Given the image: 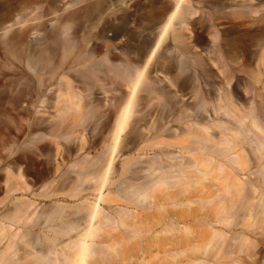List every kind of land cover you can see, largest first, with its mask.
<instances>
[{"label":"bare ground","instance_id":"obj_1","mask_svg":"<svg viewBox=\"0 0 264 264\" xmlns=\"http://www.w3.org/2000/svg\"><path fill=\"white\" fill-rule=\"evenodd\" d=\"M23 1L9 9L5 21L1 23H10L45 6L42 5L43 0ZM86 1L76 0L74 6L83 5ZM126 1L88 2L84 8L69 15V21L74 25L77 21L78 26L84 23L95 27L104 21L106 15L112 17L124 13L123 16L128 17L131 10L126 9ZM136 1L129 0L130 7L132 3L135 6L132 8L136 9L133 11L135 13L142 9V4H135ZM161 3L158 10L150 9L154 18H158L156 26L159 28L152 39L159 42L167 28L185 26L193 15V26L194 22L200 23L206 34L203 36H207L210 42L211 48L208 47L206 58L212 64L210 66L219 72H255V83L259 86L258 103L254 106L251 103L242 105L237 102L235 94H224L219 90L202 94L195 90L193 100L196 110L201 108L205 116L199 119L197 111L193 109V132L188 129L186 134L193 137L180 143V147L188 155L193 152V156L188 160L172 158L169 164H159L152 170L151 180L135 179L136 182L123 190L118 185L128 181L129 164L128 161L124 162L119 173L118 164H115L117 142L129 126L134 105V89L131 88L134 87V78L141 76L142 68L138 70L130 65L128 58L120 65H111L105 57L102 61H93V56L75 49L78 40L73 43V40L70 42L66 38L67 41L59 42L53 35L48 36L46 43L30 46L26 35L32 28L4 41L1 36L4 34L5 37L8 26L2 27L0 24V44L4 41L0 48V65H9L14 60L28 71L12 74L0 72V264H105L117 255L112 233L117 228L128 231L131 224L134 225L130 205L137 207L162 189L181 187L186 191L191 184L202 186L205 182L212 183L221 192L218 190L214 195L215 199H219L217 213L206 220L210 231L208 236L202 243L193 246L192 264H225V260H229L228 264H243L239 260L241 256L247 257L251 264H264V39H257L258 50L251 66L238 63L242 65L241 68H232L228 64L230 60L225 61L222 49L226 38L237 31V20L242 27L260 24L264 19V0H168ZM117 5L122 6V10ZM223 18L224 21L228 20L230 26H222L223 20L219 23ZM261 22L264 23V20ZM130 32L124 36L130 38L134 34ZM58 33L55 35L59 39L61 34L58 37ZM179 35L175 34L174 39H180ZM84 38L81 36V41L85 42ZM55 56H58V61H54ZM68 58L70 62L65 63ZM64 63L67 66L70 63L69 68L66 67L69 72H60ZM116 80L130 91L113 104L108 102L110 109L107 114L101 111L105 106L103 103L89 99L85 101L98 85L114 86ZM84 92L88 96L83 97ZM23 104H26L25 107ZM88 127L94 130L98 128L99 133L106 134L103 141L113 140L105 154L94 163L78 160L86 151L84 132ZM129 134H125L124 139ZM22 139L23 143L34 147L33 154L44 159L42 169L31 168V156L18 150ZM44 139L54 146V153H51L49 143ZM98 140L95 137L96 142L93 140L90 148L96 147L100 142ZM130 143L123 148V155L132 152L133 149L128 146ZM60 157V163H55L56 158ZM65 160L73 161L72 168L77 170L66 173L60 182L75 188L76 193L70 198L81 197L80 203L69 214H64V208L60 207L54 211L38 212L36 198L49 200L55 197L49 193L53 181L49 182L48 177L59 173ZM22 165H25L24 170H21ZM241 175L246 177L241 179ZM83 184L89 186L78 190ZM40 187L41 192L36 194ZM106 190L108 193L104 195ZM81 192H84L82 196ZM55 199L60 201V197ZM117 204H122V207ZM100 205L105 206L102 208ZM83 211L79 218H75ZM52 216H55V222L50 220ZM173 216L170 212L162 215L161 222L170 220L167 231L178 230ZM230 229L233 230L232 243L226 247V231L230 233ZM183 230L187 229L184 227ZM135 233L132 232L131 236Z\"/></svg>","mask_w":264,"mask_h":264},{"label":"rangeland","instance_id":"obj_2","mask_svg":"<svg viewBox=\"0 0 264 264\" xmlns=\"http://www.w3.org/2000/svg\"><path fill=\"white\" fill-rule=\"evenodd\" d=\"M22 1L0 0V24H2V27H4V25H6V27L10 26V28L7 27L8 30L5 33V37L4 34L3 37L1 36L2 39L4 38V41L10 36L19 33L22 34L26 29L30 30L28 28H32V31L30 30L26 35V40L28 39L27 42L30 46L34 47V45L36 46L43 42L46 43L45 40H47L48 36L53 35L59 42H64L66 38L70 39V42L73 40V43L78 40L79 42L75 43L76 45L78 44L75 49L77 51L84 50L83 52H85V54L88 53L91 57L93 56V61H102L105 57L111 65H120L122 61L126 62L128 58L127 62L130 63V65L136 69L138 68V70L142 68L141 71H143L140 72L141 76L134 78V87L131 88L134 89V105L129 120V126L123 131L117 142V158L115 164H118L119 173L124 162L128 161L129 164L128 181H124L125 183L118 185L123 187V190L125 186L131 185L132 182H136L135 179H144V181L151 180V172L155 167H158L159 164H169L172 158L175 160L182 158L188 160L193 156V152L188 155V153L180 147V143H184L185 140L193 137V135L186 134L188 129H190V132H193V109L196 110L195 101L193 100V92L195 90H198L202 94H209L217 90L224 94H235L237 102L242 105L251 103V105L254 106V104L258 103L257 93L259 86L255 83V72H241L242 70L240 72H233L234 70L231 72H219L215 70V67H211L212 64L208 63L207 51L209 50L208 47H210V42L207 41V36H203L206 34L205 31L202 30L203 27L199 22L201 26L195 22V27L193 26V15L189 19V23L187 21L185 26L181 27L176 25L167 28L163 38L159 42L152 39L158 34L159 28L156 26L158 18H154L150 12L152 9L158 10L161 6L160 3L168 0H142L141 2L135 0V4H139L140 6L142 4V9L136 11V13L133 12L136 9H132L135 7L134 4L132 3V7H130L131 3L127 0V6L131 8H127L126 6V9L131 10L130 12L128 11V17L126 15L123 16L124 13L111 15L112 17L106 15L104 21L99 22L95 27L91 24L90 27V25L84 23L81 24L82 27L79 23V27L77 21H75L76 26L73 22L69 21V17L77 12L75 10H79V8L81 10V8L86 6L85 4L88 2L92 3L94 0H88L86 3H83V5L80 4L82 5L81 7L80 5L74 6L76 0H73L74 2H71L72 0H43L42 5L45 6H41V8L38 7L37 11H33V14H31L32 12L30 15L26 13V15L17 17L10 23H1L3 20L5 21L10 10L15 6L17 7V5L19 6L20 2L22 4L24 2ZM130 1L135 2L133 0ZM124 5H126V3ZM140 6L136 5L139 9L141 8ZM118 7L120 8L122 6L117 5V8ZM120 9L122 10V8ZM79 13L82 15L81 11ZM36 15L37 17H35ZM107 17H109V20ZM113 17L114 19H112ZM30 19L32 20L30 21ZM221 20L224 21L225 19H220L219 23L223 22H221ZM263 20L264 19L261 21ZM237 21L234 22L238 26L235 27L238 32L236 31L237 33L231 34V37L228 36L229 38L227 37L226 41H224L226 44L222 43V46H227L226 48L225 46L222 48L224 57L226 58L225 61L228 62L230 60L228 64H230L232 68H241L242 65L251 66L255 62V54L258 50L257 39L258 41L264 39L263 22L260 21V24L253 27L246 25L247 27L243 26L245 27L243 28L239 26V20ZM227 22L228 20L224 21L222 26H230V23ZM240 27L241 29H239ZM54 31L56 33L60 32L58 33V37L60 34L63 37L60 35L58 39ZM127 31H132L134 33L131 34V39L128 36H126L127 38L124 36ZM174 33L176 35L180 33V39H174ZM194 33L196 36L193 35ZM261 35H263L262 38ZM72 36L74 37L72 38ZM81 36L82 39L84 38L83 36H85V42L83 40L81 41ZM253 37H255L256 40H254ZM4 41L2 40L0 48ZM193 41L194 43L198 42V44L195 43L194 45ZM227 41H229V43ZM242 44L245 47H243ZM238 46L241 47L239 48ZM246 47L248 50L245 51ZM214 50L216 51V49ZM245 52L247 56L243 55ZM56 57L58 59V56H55L54 61H58ZM198 59L203 61L201 62ZM68 60L69 58L65 63H67ZM203 62H205V64ZM65 63L63 66L64 68H62L60 72H69L68 68L70 63H68V66ZM238 63L242 65L240 64V66ZM0 69H2L0 72H8L9 74H12V72H28L22 68L19 62L14 60L9 65H0ZM101 85H98V87L91 92L89 97L86 98L87 100H85V98L84 100H97L103 103L105 106H103L101 111L107 114L110 109L108 102L113 104L115 101L122 98V96L124 97L128 94L130 90L126 89L119 80H116L114 86L108 84L107 86L105 85V87L102 85L103 88H101ZM147 90L152 91L148 92ZM82 95L85 97L84 95H86V92L82 93ZM86 96H88V94ZM25 105L26 104H23L24 107ZM196 111V115L199 116V119L205 116L201 108ZM127 133L130 134L127 139H124ZM105 135L106 134L102 132L99 133L98 128L94 130L93 127H88L84 132L86 151L79 156L78 160L85 159V162L94 163V161L101 158L107 151V147L113 143L112 139L103 141ZM95 137L99 138L98 141L100 142L97 143L96 147L90 148L91 142L93 140L94 142L97 141H95ZM44 141L49 143L45 139ZM129 142L131 143L128 144V146L133 150L130 154L126 153L123 155L121 152L124 150L123 148H126V144ZM48 148L51 153L55 152V148L52 144L49 143ZM12 149L16 150L17 148L12 147ZM18 150L23 154L27 153L31 156V163L33 162V165H30L31 168L34 167L40 170L44 167V159H41L39 155L33 154L34 147L23 143V139L19 142ZM56 161L55 163H60L61 157L56 158ZM52 165L53 162L50 165V169H52ZM73 165V161L65 160L59 173L55 176L52 175V177H48L49 182L53 181L50 185L49 193H52L55 197L49 200L37 197L35 203L38 212L43 210L54 211L56 207H60L64 208V214H69L74 211V206L80 203L79 200L81 197L77 199L70 198L72 194L76 193L75 188L60 182L66 173L77 170V168H72ZM24 167L25 165H22L21 170H24ZM29 172L33 171L29 170ZM240 177L242 179L246 176L242 177L241 175ZM88 186L89 184H83L77 189L82 190L84 187ZM41 190L42 188L40 187L36 194L40 193ZM218 190L221 192V189L213 187L210 182H205L202 186L191 184V187L186 191L181 190V187L166 188L155 193L152 199H147L138 204L137 207L130 205L129 208L132 210L133 217L135 218L133 220L134 225L131 224V229L128 231L117 228V230L112 233L116 243L117 255L105 264H192L193 246L202 243L204 239H206L210 232L206 226V220L211 219L214 217L215 213H217L216 206L218 205L219 199H215L214 195ZM107 193L108 191L106 190L104 195ZM80 194L82 196L84 192ZM0 197H2L1 194ZM58 197H60V201L55 199ZM61 198L65 201H61ZM174 204L176 205L174 206ZM100 206L104 208L105 205ZM116 206L122 207V204H117ZM169 212L174 215L173 221L178 225V228L176 227L178 230L167 231L170 220L166 219V221L161 222L162 215ZM82 213H84V211L77 214L75 218H79ZM50 220L55 222V216H52ZM184 227L187 230H183ZM135 231L136 233L131 236L132 232ZM162 231L164 232L161 233ZM230 231V233L228 230L226 231L227 241L224 245L226 247L232 243L231 234H233V230L230 229ZM39 239L43 240L42 238ZM255 251H257V249H255ZM239 260L242 261L243 264H251V261L245 256L239 257ZM228 263L229 260H225V264Z\"/></svg>","mask_w":264,"mask_h":264}]
</instances>
